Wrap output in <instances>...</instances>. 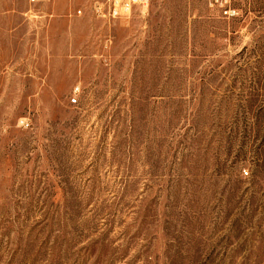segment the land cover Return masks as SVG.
I'll use <instances>...</instances> for the list:
<instances>
[{"label": "rangeland", "instance_id": "1", "mask_svg": "<svg viewBox=\"0 0 264 264\" xmlns=\"http://www.w3.org/2000/svg\"><path fill=\"white\" fill-rule=\"evenodd\" d=\"M93 2L0 0V264H264V0Z\"/></svg>", "mask_w": 264, "mask_h": 264}, {"label": "built area", "instance_id": "2", "mask_svg": "<svg viewBox=\"0 0 264 264\" xmlns=\"http://www.w3.org/2000/svg\"><path fill=\"white\" fill-rule=\"evenodd\" d=\"M148 0H94L92 11L94 15L102 19H116L129 15L134 8L145 5ZM234 0H209V5L219 8L223 16L230 18L237 14L236 8L233 6ZM78 10V14H81ZM245 174L248 171H244Z\"/></svg>", "mask_w": 264, "mask_h": 264}]
</instances>
